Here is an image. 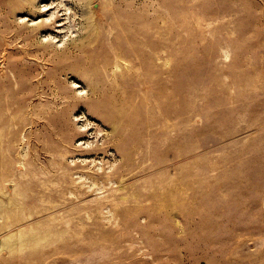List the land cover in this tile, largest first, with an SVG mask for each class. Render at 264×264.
I'll list each match as a JSON object with an SVG mask.
<instances>
[{"label":"rangeland","instance_id":"rangeland-1","mask_svg":"<svg viewBox=\"0 0 264 264\" xmlns=\"http://www.w3.org/2000/svg\"><path fill=\"white\" fill-rule=\"evenodd\" d=\"M0 264H264V0H0Z\"/></svg>","mask_w":264,"mask_h":264},{"label":"bare ground","instance_id":"bare-ground-1","mask_svg":"<svg viewBox=\"0 0 264 264\" xmlns=\"http://www.w3.org/2000/svg\"><path fill=\"white\" fill-rule=\"evenodd\" d=\"M56 21H57V19L55 18V19L51 20V23L53 24V23H55ZM42 24H43L42 22L36 24V25H35L36 29H38L39 27H42ZM34 29H35V28H34Z\"/></svg>","mask_w":264,"mask_h":264}]
</instances>
